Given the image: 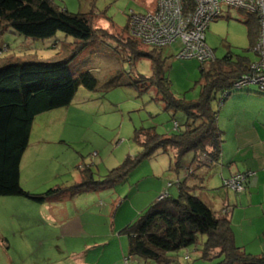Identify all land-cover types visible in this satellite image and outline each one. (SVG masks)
<instances>
[{"label":"rangeland","instance_id":"obj_1","mask_svg":"<svg viewBox=\"0 0 264 264\" xmlns=\"http://www.w3.org/2000/svg\"><path fill=\"white\" fill-rule=\"evenodd\" d=\"M54 3L70 12H93L95 26L107 31L71 64L77 72L92 70L99 83L94 90L80 86L69 106L35 118L21 164L20 183L35 195L59 186L70 189L82 181L85 168L92 174L91 188L71 190L63 196L54 194L44 202L0 195V236L10 240L7 245L0 240V264H36L30 258L38 255V246L46 249L47 264H78L77 258L82 257L89 264H166L130 256L124 228L162 192L179 195L175 191L179 188L174 155L159 149L135 162L125 177L112 182L109 177L110 171L121 166L128 156L135 158L142 151L134 137L136 129L155 127L158 133H169L176 130L175 118L181 130L185 128V114L179 111L174 117L165 110L155 88L140 90L132 84L137 76L152 74L151 60L141 58L132 63L120 41L128 37L122 31L129 23L130 12L154 11L158 0ZM250 29L258 35V26L250 14L224 6L210 24L207 43L216 58L229 54L256 59ZM73 41L63 32L49 39H32L7 31L0 37V58L58 59L69 52ZM181 49L180 41L162 49L167 58L165 74L177 97L196 100L201 92V62L177 57ZM249 87L250 91H244ZM247 88L233 89L229 97L252 96L259 91L254 84ZM254 99L264 100V96ZM221 106L214 101L219 113ZM196 246L174 252L177 264H220L222 257L206 259Z\"/></svg>","mask_w":264,"mask_h":264},{"label":"trees","instance_id":"obj_2","mask_svg":"<svg viewBox=\"0 0 264 264\" xmlns=\"http://www.w3.org/2000/svg\"><path fill=\"white\" fill-rule=\"evenodd\" d=\"M193 6L192 0H187L186 9ZM92 13L70 12L60 8L54 0H0V37L12 31L32 39L53 38L58 32L74 38L69 52L58 59L10 58L4 61L0 58V195L31 197L44 202L54 194L63 196L71 190L91 188L92 174L84 168L82 181L70 189L59 186L35 195L22 188L20 172L35 118L69 106L80 86L90 90L98 87V79L92 70L77 72L71 68L87 47L95 44L93 42L99 36L107 35L105 29L95 26ZM250 15L260 32L258 17ZM122 32L128 35L126 40H120L122 49L132 63L141 58L151 60L152 74L139 75L132 84L140 90L155 88L165 110L174 117L177 112H183L186 121L181 130L175 118L176 130L165 134L158 133L155 127L136 129L134 137L142 151L135 158L128 156L121 166L111 170V182L125 177L135 162L159 149L168 153L176 151L173 168L177 172L186 166L184 158L187 154L193 152L195 155L185 168L186 178L178 183L179 195L153 202L137 220L124 228L129 237V255L177 264L178 257L173 255L174 252L197 245L196 250L206 259L222 257L220 264H264V256H253L236 244L229 217L212 209L188 182L195 169L207 163L199 158V154L206 153L211 162L220 160L224 139L218 123L219 109L214 107V101L220 104L226 101L223 94L232 91L234 82L249 71L251 58H235L228 54L200 64V96L196 100H187L177 97L171 88L165 74L167 58L163 48L144 44L131 33L129 23ZM259 32L257 35L250 29L253 45Z\"/></svg>","mask_w":264,"mask_h":264},{"label":"crops","instance_id":"obj_3","mask_svg":"<svg viewBox=\"0 0 264 264\" xmlns=\"http://www.w3.org/2000/svg\"><path fill=\"white\" fill-rule=\"evenodd\" d=\"M254 96H264V93L228 96L223 102L218 118L224 139L221 158L218 162L198 166L188 182L212 209L229 217L236 244L247 253L261 257L264 256V100H255ZM194 157L191 152L184 158L186 166L177 172V184L186 178L185 168ZM243 172L255 173L249 177L244 192L237 193L225 186L226 179ZM170 192L176 196L175 192ZM0 240L3 245L10 241L2 234ZM37 251L38 255L30 260L36 264H47L46 249L38 246ZM186 258L189 259V255ZM86 260L82 257L76 261L89 264Z\"/></svg>","mask_w":264,"mask_h":264},{"label":"built area","instance_id":"obj_4","mask_svg":"<svg viewBox=\"0 0 264 264\" xmlns=\"http://www.w3.org/2000/svg\"><path fill=\"white\" fill-rule=\"evenodd\" d=\"M187 0H158L154 11L130 12L129 26L133 35L144 44L166 47L180 41L182 49L179 58H194L205 64L216 59L214 50L207 43V32L212 21L223 12L224 6L235 7L258 17L260 32L253 50L256 59H251L249 71L237 79L233 89L243 90L250 85H257L264 92V0H192L193 8L186 9ZM231 90L223 94L228 98ZM178 123H175V127ZM205 162H211L206 153L199 154ZM191 172V170H190ZM254 172L237 173L226 179L225 186L237 193L246 190V184ZM170 185H173L170 182ZM170 194L162 192L159 199Z\"/></svg>","mask_w":264,"mask_h":264}]
</instances>
